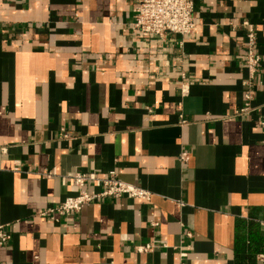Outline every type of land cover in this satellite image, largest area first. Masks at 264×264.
Segmentation results:
<instances>
[{
  "label": "crops",
  "instance_id": "1",
  "mask_svg": "<svg viewBox=\"0 0 264 264\" xmlns=\"http://www.w3.org/2000/svg\"><path fill=\"white\" fill-rule=\"evenodd\" d=\"M135 2L0 0V264H264V0H195L183 39L134 32ZM77 171L151 197L52 218Z\"/></svg>",
  "mask_w": 264,
  "mask_h": 264
},
{
  "label": "built area",
  "instance_id": "2",
  "mask_svg": "<svg viewBox=\"0 0 264 264\" xmlns=\"http://www.w3.org/2000/svg\"><path fill=\"white\" fill-rule=\"evenodd\" d=\"M195 0H136L133 8L131 27L134 32L143 37L155 36L167 39L177 36L181 39L194 34L198 29V23L194 18ZM244 29L245 63L250 73V79L245 82L248 90L245 93V104L235 114L243 115L250 112L253 101L255 83L253 79L258 72L261 55L257 51L258 32L253 23L242 21ZM233 27L235 25H232ZM182 123H187L185 119ZM260 123L264 126V113ZM186 159V154L181 155ZM49 175V174H47ZM76 193L68 195L60 204L50 212L55 218L62 215L78 213L86 204L106 198L129 197L149 200L151 192L136 184L125 182L111 171L106 177H98L93 173H72ZM87 183H93L92 189H86ZM10 239V232L4 226H0V245H4ZM150 245H142L139 251L148 250ZM180 264H186L181 262Z\"/></svg>",
  "mask_w": 264,
  "mask_h": 264
}]
</instances>
